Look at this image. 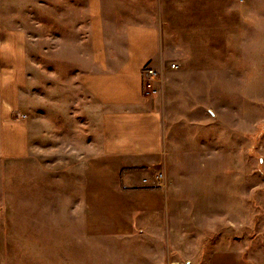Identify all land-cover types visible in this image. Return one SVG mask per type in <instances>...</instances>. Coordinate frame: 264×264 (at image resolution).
Wrapping results in <instances>:
<instances>
[{
  "label": "rangeland",
  "instance_id": "rangeland-1",
  "mask_svg": "<svg viewBox=\"0 0 264 264\" xmlns=\"http://www.w3.org/2000/svg\"><path fill=\"white\" fill-rule=\"evenodd\" d=\"M164 6V58L149 65V96L178 91L160 108L171 152L186 159L156 166L167 206L140 213L146 220L127 238L84 223L82 170L102 135L79 80L92 65L86 1L0 0V74L2 44L18 36L31 137L29 154L4 175L0 264H264V0ZM191 103L200 110L188 114Z\"/></svg>",
  "mask_w": 264,
  "mask_h": 264
},
{
  "label": "crops",
  "instance_id": "crops-1",
  "mask_svg": "<svg viewBox=\"0 0 264 264\" xmlns=\"http://www.w3.org/2000/svg\"><path fill=\"white\" fill-rule=\"evenodd\" d=\"M85 1L92 65L79 80L95 102L91 110L98 113L102 135L97 145L90 146L92 153L85 158L82 170V199L87 212L84 223L91 234L128 238L135 236L136 222L146 220L140 213L167 206L168 190L155 183L156 175L161 174L156 166L168 155H177L176 160L185 157L182 152H171L177 149L176 141L167 136L169 127L160 108V103L165 104L170 97L179 99L178 91L167 89L159 97H148L141 91L142 68L159 67L163 62L160 36L164 0ZM195 25L192 22V27ZM13 37L1 49L8 67L0 74V201L7 166L23 159L31 149L29 127L20 113L25 57L21 39ZM185 93L195 100L196 91ZM190 106L188 114L200 110L199 105ZM178 128L174 130L180 132ZM189 152H184L187 157ZM1 223L0 217V228ZM2 240L0 229V256Z\"/></svg>",
  "mask_w": 264,
  "mask_h": 264
},
{
  "label": "built area",
  "instance_id": "built-area-1",
  "mask_svg": "<svg viewBox=\"0 0 264 264\" xmlns=\"http://www.w3.org/2000/svg\"><path fill=\"white\" fill-rule=\"evenodd\" d=\"M171 68H175L176 65L174 63H170ZM142 92L145 96L152 95L156 93L157 91L155 90L156 88L154 87V83L157 79V71L154 70L152 67L149 65H145L142 69ZM156 184L159 185L160 180H161V174H157L155 177Z\"/></svg>",
  "mask_w": 264,
  "mask_h": 264
}]
</instances>
